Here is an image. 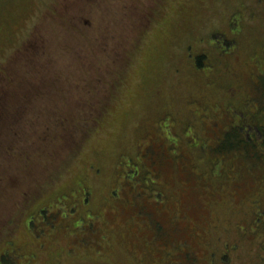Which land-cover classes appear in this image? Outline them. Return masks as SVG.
<instances>
[{
  "label": "rangeland",
  "instance_id": "rangeland-1",
  "mask_svg": "<svg viewBox=\"0 0 264 264\" xmlns=\"http://www.w3.org/2000/svg\"><path fill=\"white\" fill-rule=\"evenodd\" d=\"M263 72L264 0H0V264H264Z\"/></svg>",
  "mask_w": 264,
  "mask_h": 264
},
{
  "label": "trees",
  "instance_id": "trees-1",
  "mask_svg": "<svg viewBox=\"0 0 264 264\" xmlns=\"http://www.w3.org/2000/svg\"><path fill=\"white\" fill-rule=\"evenodd\" d=\"M204 55L205 54H201L198 56V65H202V58ZM257 80V94H255L253 98L257 101L258 108L252 117L251 115L249 116L247 121L248 126H244L245 123L243 124L239 121H233L227 124L224 130V136L215 145V148H212V151L217 155V161H215V163L221 165L224 174L229 175V171L233 170V167H230V165L233 162L240 161L247 174H251L250 176L252 179L256 180L259 184L264 182V72L262 75L260 74V78H257ZM69 109H67L66 115L64 114L60 117L61 121L58 123L59 128H61V133L64 134L60 138L64 139L65 143H67V135L65 136V134L70 132V126L73 124L77 125L78 130L82 132L84 138L86 136L84 131H90V126L78 127L80 115L76 116L77 113L73 114L74 110L69 111ZM101 109L102 108H99V110ZM5 113L7 116L9 115L7 111ZM68 113L74 117L73 122H70ZM88 115H90V113ZM91 119L95 121L98 118L95 116ZM204 170L210 173L209 168H204ZM207 178H210V176L208 175ZM234 178L237 179V176H234ZM259 193L260 190L254 196L257 197Z\"/></svg>",
  "mask_w": 264,
  "mask_h": 264
}]
</instances>
